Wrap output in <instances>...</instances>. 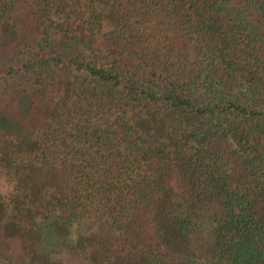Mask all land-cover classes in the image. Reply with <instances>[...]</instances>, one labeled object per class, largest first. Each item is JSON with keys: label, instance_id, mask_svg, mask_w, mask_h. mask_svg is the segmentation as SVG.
I'll return each mask as SVG.
<instances>
[{"label": "trees", "instance_id": "trees-1", "mask_svg": "<svg viewBox=\"0 0 264 264\" xmlns=\"http://www.w3.org/2000/svg\"><path fill=\"white\" fill-rule=\"evenodd\" d=\"M3 169L10 263L264 264V0H0Z\"/></svg>", "mask_w": 264, "mask_h": 264}, {"label": "rangeland", "instance_id": "rangeland-1", "mask_svg": "<svg viewBox=\"0 0 264 264\" xmlns=\"http://www.w3.org/2000/svg\"><path fill=\"white\" fill-rule=\"evenodd\" d=\"M107 32V30H105ZM14 182L12 181L11 175L8 173V170H2L0 173V198L6 203L12 200L14 196ZM0 264H13L8 260H4L2 256H0Z\"/></svg>", "mask_w": 264, "mask_h": 264}]
</instances>
